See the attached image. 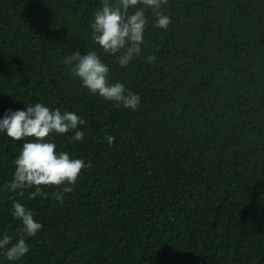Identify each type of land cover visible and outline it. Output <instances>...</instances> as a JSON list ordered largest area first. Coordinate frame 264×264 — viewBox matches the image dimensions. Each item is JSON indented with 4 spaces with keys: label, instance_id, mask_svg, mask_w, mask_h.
I'll return each mask as SVG.
<instances>
[{
    "label": "trees",
    "instance_id": "16d2710c",
    "mask_svg": "<svg viewBox=\"0 0 264 264\" xmlns=\"http://www.w3.org/2000/svg\"><path fill=\"white\" fill-rule=\"evenodd\" d=\"M99 6L0 0V116L37 101L74 111L84 137L56 146L91 161L62 199L55 185L9 192L22 141L0 133V231L20 227L13 200L43 225L15 264H264V0H165L171 23L149 11L127 66L92 40ZM77 50H96L138 108L83 87L62 63Z\"/></svg>",
    "mask_w": 264,
    "mask_h": 264
},
{
    "label": "clouds",
    "instance_id": "9594fccd",
    "mask_svg": "<svg viewBox=\"0 0 264 264\" xmlns=\"http://www.w3.org/2000/svg\"><path fill=\"white\" fill-rule=\"evenodd\" d=\"M165 0H100V6L93 12L90 29L92 40L104 53L110 54L119 66H127L139 56L144 44V33L150 11L154 16L153 25L167 29L171 17L162 11ZM149 64L156 56L145 57ZM62 63L70 66V72L81 85L93 95L113 101L117 106L135 111L141 102L138 93L125 87L120 80L110 81L109 65L96 50L73 51L65 55ZM84 118L74 111L59 107L50 108L43 102L27 103L23 109H7L0 116V133L13 140H21L22 145L14 158V170L10 180L5 181L9 192L32 188L30 195L47 196L41 185L58 186L57 199L70 192L81 170L91 167V161L83 157H73L57 148L54 134L72 132L71 141H80L84 131L79 125ZM31 137V139H25ZM109 145L114 136L107 134ZM13 219L19 220L20 227L15 234L0 231V255L15 264L29 252V238L34 237L43 227L19 200H13L10 208ZM3 264V261H0Z\"/></svg>",
    "mask_w": 264,
    "mask_h": 264
}]
</instances>
